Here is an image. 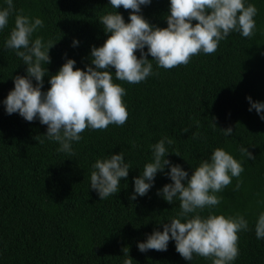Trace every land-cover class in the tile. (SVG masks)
<instances>
[{
    "label": "trees",
    "instance_id": "trees-1",
    "mask_svg": "<svg viewBox=\"0 0 264 264\" xmlns=\"http://www.w3.org/2000/svg\"><path fill=\"white\" fill-rule=\"evenodd\" d=\"M245 3L258 10L252 38L232 32L215 53L201 52L187 65L172 69L160 68L152 60L158 75L139 84L114 77L126 90L127 122L106 130L86 129L82 139L72 143L74 156L57 151L59 144L46 138L47 126L38 119L27 122L18 113L5 112L3 100L14 88L13 78L26 75L22 60L4 48L14 27V15L9 17L8 26L0 30V264H123L127 252L132 264H211L195 254L191 261L184 260L173 240L166 251L140 252L137 247L153 230H163L158 222H170L180 212L178 200L169 204L157 195L171 183L167 166L156 174L146 195L129 199L134 194L133 178L152 160L150 146L164 137L173 140L165 145L170 152L165 159L179 164L189 176L215 148L241 162L239 189L233 178L217 193L221 202L200 214L243 215L248 230L238 233L239 255L232 264H264V239L255 235L256 220L264 211V120L260 119L264 111L260 115L249 111L246 99L264 102V0ZM13 5L43 21L33 39L41 36L55 43L62 36L49 50L51 63L45 65L48 75L42 91H47L49 76L66 59H73L81 70L90 65L91 48L102 46L107 38L99 19L115 11L109 0H13ZM5 7L6 0H0V9ZM116 11L128 22L130 10ZM141 14L150 24L167 27L169 0H151L141 6ZM136 55L139 58V51ZM228 127L233 129L231 136L220 130ZM193 133H198L195 139ZM241 147L254 159L242 155ZM119 152L131 166L128 177L121 179L115 195L100 200L90 187L92 165Z\"/></svg>",
    "mask_w": 264,
    "mask_h": 264
},
{
    "label": "clouds",
    "instance_id": "clouds-1",
    "mask_svg": "<svg viewBox=\"0 0 264 264\" xmlns=\"http://www.w3.org/2000/svg\"><path fill=\"white\" fill-rule=\"evenodd\" d=\"M150 3L151 0H109L115 11L99 19L107 38L102 46L90 50V65L94 67L86 65L85 70H81L74 67L73 59H66L59 70L49 76L50 87L42 91L44 77L48 75L45 65L51 63L49 50L62 36L55 43L45 42L41 36L33 39V34L43 28V21L25 15L23 9L16 10L13 0H6L7 7L0 9V30L8 26L11 15H14V27L4 48L13 50L22 60L26 75L13 78L14 88L3 100L5 112L18 113L27 122L38 119L47 126L46 138L59 144L57 151L74 156L72 143L79 142L86 129L106 130L109 125L123 126L127 122L128 111L123 100L126 90L114 82V77L117 81L139 84L149 76L158 75L153 72L152 60L166 70L187 65L201 52L215 53L219 43L232 32L252 38L256 31L254 17L258 10L245 0H169L167 27L163 28L150 24L141 14V6ZM120 7L130 10L128 22L116 11ZM77 44L74 39L72 46ZM246 99L249 111L255 109L258 115L264 111V102H253L251 97ZM260 119L264 120V115H260ZM213 127H217L215 123ZM220 130L225 136L233 132L232 127ZM181 131L187 132V129ZM197 135L193 133V139ZM172 143V139L164 137L150 146L152 160L133 178L134 194L129 199L146 195L153 187L156 174L164 173L167 166L166 175L171 183L165 184L157 195L169 204L178 200L180 212L170 222H158L163 230H153L137 247L140 252L166 251L168 242L173 240L176 251L186 261H191L195 254L210 259L211 264H232L239 255L238 233L248 230L247 220L240 214L224 216L209 212L204 217L200 212L221 202L217 193L228 187L233 178H237L236 190L239 189L238 178L243 166L224 149L215 148L210 158L201 160L189 176L179 164L165 159L170 153L165 145ZM240 152L254 159L246 147H241ZM130 168L122 152L98 158L92 165L91 189L100 200L115 195ZM255 235L257 239H264V211L256 220ZM127 257L123 264H132L128 252Z\"/></svg>",
    "mask_w": 264,
    "mask_h": 264
}]
</instances>
